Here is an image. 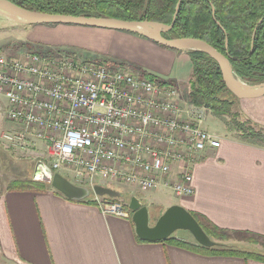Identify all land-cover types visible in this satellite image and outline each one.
I'll list each match as a JSON object with an SVG mask.
<instances>
[{
    "label": "built area",
    "instance_id": "obj_1",
    "mask_svg": "<svg viewBox=\"0 0 264 264\" xmlns=\"http://www.w3.org/2000/svg\"><path fill=\"white\" fill-rule=\"evenodd\" d=\"M0 94L7 119L21 127L0 139L35 147L53 173L93 192L124 183L192 197L194 165L222 144L204 129L206 110L185 104L178 86L62 51L0 55ZM89 199L104 215L132 219L122 199Z\"/></svg>",
    "mask_w": 264,
    "mask_h": 264
},
{
    "label": "crops",
    "instance_id": "obj_2",
    "mask_svg": "<svg viewBox=\"0 0 264 264\" xmlns=\"http://www.w3.org/2000/svg\"><path fill=\"white\" fill-rule=\"evenodd\" d=\"M30 26L27 43L107 57L112 65H127L135 73L178 86L183 101L189 103L193 66L187 50L106 28ZM2 98L0 94V131L7 120V111L1 114ZM238 104L246 119L264 127V96ZM225 120L228 131L220 134L221 147L207 151L194 165L195 194L178 205L221 229L264 236V146L244 141ZM29 152L40 156L38 150ZM179 170L175 168L174 178ZM1 184L0 178V264H264L237 256H205L165 241L143 243L132 219L104 215L96 204L71 201L50 187L10 190V183L5 188ZM166 188L160 186L142 196H154ZM173 205L146 206L155 217Z\"/></svg>",
    "mask_w": 264,
    "mask_h": 264
},
{
    "label": "trees",
    "instance_id": "obj_3",
    "mask_svg": "<svg viewBox=\"0 0 264 264\" xmlns=\"http://www.w3.org/2000/svg\"><path fill=\"white\" fill-rule=\"evenodd\" d=\"M24 9L50 14L110 18L124 21H151L171 25L180 0H8ZM166 39H201L225 55L235 75L250 86L264 84V0H183ZM193 66L190 98L195 107L212 112L226 121L241 139L264 146V127L246 119L239 110L238 99L226 86L219 63L202 51H188ZM153 79L152 75L144 73ZM242 119V120H241ZM50 184L33 179L15 180L10 190L45 191ZM78 202V201H76ZM95 204L90 199L80 202ZM206 234L215 239L213 248L175 238L165 242L205 256H237L264 262V254L242 251L227 244L233 238L264 241L251 232L229 231L216 227L191 212ZM138 240L141 241L139 238ZM144 243V242H143Z\"/></svg>",
    "mask_w": 264,
    "mask_h": 264
},
{
    "label": "water",
    "instance_id": "obj_4",
    "mask_svg": "<svg viewBox=\"0 0 264 264\" xmlns=\"http://www.w3.org/2000/svg\"><path fill=\"white\" fill-rule=\"evenodd\" d=\"M171 25L151 21H124L110 18H88L72 15L50 14L30 11L8 1L0 0V11L14 15L29 24L37 25H74L93 28H106L143 36L155 43L173 50H194L209 54L220 65L227 88L240 100L264 96V84L250 86L242 82L233 72L229 59L209 43L194 38L166 39L164 32H170L176 22L180 5ZM33 180L49 183L51 187L71 201L83 202L93 194L111 199L122 198V193L104 186H96L94 192L86 187L77 186L60 173H53L44 162L39 161L33 175ZM132 222L138 238L146 243L163 242L179 231L189 232L196 243L206 248H213L217 242L211 239L190 211L181 205H173L161 215L152 217L149 207L138 197H132L129 203Z\"/></svg>",
    "mask_w": 264,
    "mask_h": 264
},
{
    "label": "rangeland",
    "instance_id": "obj_5",
    "mask_svg": "<svg viewBox=\"0 0 264 264\" xmlns=\"http://www.w3.org/2000/svg\"><path fill=\"white\" fill-rule=\"evenodd\" d=\"M32 24L27 23L26 21L16 18V16L6 13L4 11H0V55L1 56H8L9 58H19L22 57L24 54L27 53H36L47 55L50 52L62 51L66 52V54L82 57L84 59H89L91 61L100 62L103 64H110L107 57L104 56H95L94 54H87L82 53L77 49H70L65 47H58L59 50H54L53 47H45L43 45L34 43H27L29 41V31H31ZM7 50V51H6ZM190 51V50H187ZM124 68H127V65H123ZM189 68V67H188ZM189 76L190 73H187ZM186 75V76H187ZM241 80V79H240ZM242 82L246 83L245 81L241 80ZM247 84V83H246ZM187 100L190 103V97L187 96ZM1 114L6 115V105L7 100L2 98L1 104ZM4 105V106H3ZM206 118L204 123V129L218 134H224L227 132L228 129L226 128V124L224 120L214 115L212 112H205ZM4 117V116H3ZM5 119V118H4ZM231 122V118H227L226 121ZM242 120V119H241ZM5 129L0 131L1 133H10L13 130L21 129V127L17 124L10 122L8 119L4 120ZM232 128H234L231 125ZM234 130V129H232ZM235 131V130H234ZM37 150L35 147L29 146H20V147H10L7 146L1 139H0V155L1 160V185L5 188L8 183H11L15 180H25V179H33V175L36 169V165L39 161H41V156H32L31 152ZM31 154V155H29ZM68 180L74 183V180L69 177L65 176ZM49 184V183H47ZM108 185L107 183H103ZM113 189L122 193V198L117 200H124V203L129 204L130 199L132 197H138L142 202H144L145 206L147 204H161V203H173V204H180L183 198L175 197L173 191L170 188L162 189L159 193L151 196L148 194L142 196L143 194L139 192L135 187L130 185L120 183L116 185H112ZM50 188L51 185H50ZM175 235H178L183 238L192 239L195 241L193 236L187 231H179ZM244 241H240L239 239L233 238L232 240L228 241L227 244L234 245L242 251H250V252H258L264 254V241L259 240L256 242L246 241L249 238L245 237ZM214 241H216L214 239ZM196 242V241H195Z\"/></svg>",
    "mask_w": 264,
    "mask_h": 264
},
{
    "label": "bare ground",
    "instance_id": "obj_6",
    "mask_svg": "<svg viewBox=\"0 0 264 264\" xmlns=\"http://www.w3.org/2000/svg\"><path fill=\"white\" fill-rule=\"evenodd\" d=\"M17 18V17H16Z\"/></svg>",
    "mask_w": 264,
    "mask_h": 264
}]
</instances>
